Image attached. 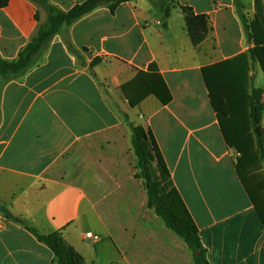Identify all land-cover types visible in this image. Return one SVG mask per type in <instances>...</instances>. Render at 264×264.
I'll list each match as a JSON object with an SVG mask.
<instances>
[{
  "label": "crops",
  "instance_id": "1",
  "mask_svg": "<svg viewBox=\"0 0 264 264\" xmlns=\"http://www.w3.org/2000/svg\"><path fill=\"white\" fill-rule=\"evenodd\" d=\"M48 1L69 11L86 0ZM241 3L248 24L257 22L248 38L234 0H177L166 21L149 0L114 14L101 7L63 29L28 73L8 83L0 77V208L11 214L0 210V264H56L13 218L43 234L61 232L84 264H195L149 206L124 114L152 131L209 264H264V224L204 79V71L216 76L217 66L248 54L247 89L262 90L264 103V72L249 56L264 48V0ZM182 8L209 21L198 45ZM47 18L30 0H10L0 9V56L16 60ZM152 65L173 99L164 105L149 95L131 107L122 87Z\"/></svg>",
  "mask_w": 264,
  "mask_h": 264
},
{
  "label": "trees",
  "instance_id": "2",
  "mask_svg": "<svg viewBox=\"0 0 264 264\" xmlns=\"http://www.w3.org/2000/svg\"><path fill=\"white\" fill-rule=\"evenodd\" d=\"M30 1L42 7L47 12L48 18L39 26L35 36L22 49L16 60L9 61L0 56V77L4 83L22 77L33 69L52 40L62 33L63 29H68L101 7H107L114 14L119 6L133 0H86L69 11L59 9L48 0ZM149 1L155 4L157 16L166 21L170 17L171 4L177 0ZM9 2L10 0H0V9L7 7ZM234 3L248 38L249 31L255 32L257 22L248 24L241 0H234ZM182 11L191 40L195 45L200 44L210 30L207 17L195 15L189 8H182ZM64 41L68 49L79 56L68 35L64 36ZM249 56L252 62L260 63L264 72V48L250 50ZM216 68L218 70L216 76H208L204 71L211 105L217 113L227 146L235 149L240 155L235 164L237 174L264 224V181L259 180L257 174L264 164V128L261 126L264 111L263 92L259 89L251 91L247 89L248 54L229 60ZM156 72L155 66L152 65L148 73L139 72L133 81L122 87L131 107L137 106L149 95L156 96L164 105L172 101L173 97L169 88ZM101 86L103 87L102 84ZM132 86H135L134 91L137 92L135 98H132L128 91V88ZM124 118L131 130V143L137 158L138 177L145 183L149 206L165 225L188 245L195 264H209L198 227L172 182L152 131L143 126L134 125L125 114ZM13 221L22 225L53 252V263L84 264L81 254L66 242L61 232L43 234L25 220L13 218Z\"/></svg>",
  "mask_w": 264,
  "mask_h": 264
},
{
  "label": "rangeland",
  "instance_id": "3",
  "mask_svg": "<svg viewBox=\"0 0 264 264\" xmlns=\"http://www.w3.org/2000/svg\"><path fill=\"white\" fill-rule=\"evenodd\" d=\"M259 180L264 181V164L261 169L258 170Z\"/></svg>",
  "mask_w": 264,
  "mask_h": 264
},
{
  "label": "water",
  "instance_id": "4",
  "mask_svg": "<svg viewBox=\"0 0 264 264\" xmlns=\"http://www.w3.org/2000/svg\"><path fill=\"white\" fill-rule=\"evenodd\" d=\"M166 27H167V25L164 24L163 25V28H166ZM0 210H1V212H3L4 214H6L7 216H11V214L8 212V210L5 207L1 206Z\"/></svg>",
  "mask_w": 264,
  "mask_h": 264
},
{
  "label": "built area",
  "instance_id": "5",
  "mask_svg": "<svg viewBox=\"0 0 264 264\" xmlns=\"http://www.w3.org/2000/svg\"><path fill=\"white\" fill-rule=\"evenodd\" d=\"M240 156V155H239ZM95 239H98L97 237Z\"/></svg>",
  "mask_w": 264,
  "mask_h": 264
}]
</instances>
